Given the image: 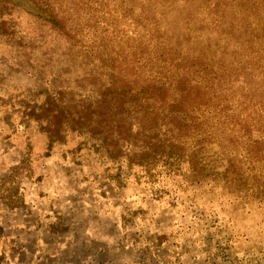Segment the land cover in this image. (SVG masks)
Masks as SVG:
<instances>
[{
	"label": "trees",
	"instance_id": "1",
	"mask_svg": "<svg viewBox=\"0 0 264 264\" xmlns=\"http://www.w3.org/2000/svg\"><path fill=\"white\" fill-rule=\"evenodd\" d=\"M30 1L51 20L0 0V44L24 50L1 59L14 52L37 81L0 94V106L45 135L48 155L103 159L104 185L153 203L221 194L264 211V0H130L133 42L122 46L124 34L108 59L101 45L130 24L128 0ZM158 8L175 20L193 10L229 43L171 31L172 18L151 16ZM11 9L36 24L6 20Z\"/></svg>",
	"mask_w": 264,
	"mask_h": 264
},
{
	"label": "rangeland",
	"instance_id": "2",
	"mask_svg": "<svg viewBox=\"0 0 264 264\" xmlns=\"http://www.w3.org/2000/svg\"><path fill=\"white\" fill-rule=\"evenodd\" d=\"M144 2L132 0L135 6ZM129 4L130 0L126 4L130 24L117 26V38L107 37L109 41L101 45L105 59L111 48L121 51L133 42L135 15ZM186 13L175 20L178 15L158 8L151 16L172 18L169 28L177 33L190 36L194 30L193 36L204 45L229 43L226 36L220 37L221 29H210L193 10L192 18L183 20ZM5 18L22 27L30 21L36 24L20 9L5 11ZM126 33L131 39L121 46L119 40ZM1 50L24 52L0 44V94L35 85L37 81L19 72L14 52L4 54L2 61ZM13 110L0 106V264H264V211L258 206L242 205L221 194L157 204L145 191L129 187L120 193L104 185L113 172L103 159H76L79 163L73 164L71 156L64 157L58 149L48 155L45 135L31 126L25 131ZM123 217L130 220L128 224Z\"/></svg>",
	"mask_w": 264,
	"mask_h": 264
},
{
	"label": "water",
	"instance_id": "3",
	"mask_svg": "<svg viewBox=\"0 0 264 264\" xmlns=\"http://www.w3.org/2000/svg\"><path fill=\"white\" fill-rule=\"evenodd\" d=\"M15 2L24 5L25 7H27L28 9H30L31 11L37 13L38 15L44 16V14L41 11H38L37 9H35L29 2H27L26 0H14Z\"/></svg>",
	"mask_w": 264,
	"mask_h": 264
}]
</instances>
